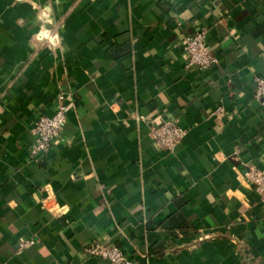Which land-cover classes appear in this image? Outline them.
<instances>
[{
	"label": "crops",
	"instance_id": "obj_1",
	"mask_svg": "<svg viewBox=\"0 0 264 264\" xmlns=\"http://www.w3.org/2000/svg\"><path fill=\"white\" fill-rule=\"evenodd\" d=\"M203 31L209 70L183 47ZM256 77L264 0H0V264H110L93 242L130 264H264ZM60 96L61 138L33 157ZM164 121L187 131L174 153L151 140Z\"/></svg>",
	"mask_w": 264,
	"mask_h": 264
},
{
	"label": "built area",
	"instance_id": "obj_2",
	"mask_svg": "<svg viewBox=\"0 0 264 264\" xmlns=\"http://www.w3.org/2000/svg\"><path fill=\"white\" fill-rule=\"evenodd\" d=\"M184 51L190 58V64L200 70L211 69L216 60L206 42V32H199L184 40ZM255 97L260 101L264 110V77L255 78ZM68 107L64 97L60 96L54 114L41 116L35 123L32 134L34 143L31 146V155L37 157L52 149L56 145L67 123ZM222 115V109L217 110ZM187 131L177 121H164L151 129V140L164 152L174 153L176 148L184 141ZM245 181L253 187L260 201L264 204V172L249 169L244 172ZM34 241L26 245H33ZM90 256L108 261L110 264H130L125 253L116 245L101 242L91 243L85 250Z\"/></svg>",
	"mask_w": 264,
	"mask_h": 264
}]
</instances>
